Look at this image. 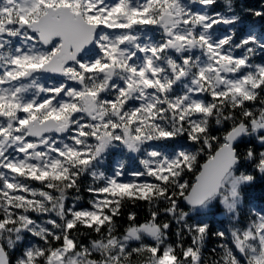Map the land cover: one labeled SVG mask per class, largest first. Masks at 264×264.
Listing matches in <instances>:
<instances>
[{
  "label": "snow or ice",
  "instance_id": "1",
  "mask_svg": "<svg viewBox=\"0 0 264 264\" xmlns=\"http://www.w3.org/2000/svg\"><path fill=\"white\" fill-rule=\"evenodd\" d=\"M261 21L264 0H0V264H264Z\"/></svg>",
  "mask_w": 264,
  "mask_h": 264
},
{
  "label": "trees",
  "instance_id": "2",
  "mask_svg": "<svg viewBox=\"0 0 264 264\" xmlns=\"http://www.w3.org/2000/svg\"><path fill=\"white\" fill-rule=\"evenodd\" d=\"M260 23L264 24V21H261ZM131 166L135 167L136 165L133 163ZM189 179H191V177H189ZM84 196L85 199L82 203L86 206L87 194L85 193ZM249 199L256 206L264 205V180L258 181L257 184L249 191ZM126 210H131V209H126ZM135 211L138 212L141 219H143L144 216L146 215L143 206L136 208ZM207 215L208 216L206 217V219L208 220V222L211 223L213 231L217 230L218 228L227 226L226 224L223 223L224 218L218 214H215L214 210H210ZM119 223L123 225L124 221L120 220ZM215 243H216L215 240L210 239L208 242V246L211 247Z\"/></svg>",
  "mask_w": 264,
  "mask_h": 264
},
{
  "label": "rangeland",
  "instance_id": "3",
  "mask_svg": "<svg viewBox=\"0 0 264 264\" xmlns=\"http://www.w3.org/2000/svg\"><path fill=\"white\" fill-rule=\"evenodd\" d=\"M208 216V215H207Z\"/></svg>",
  "mask_w": 264,
  "mask_h": 264
}]
</instances>
